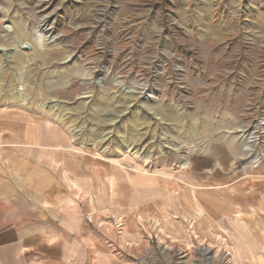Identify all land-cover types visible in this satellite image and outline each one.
<instances>
[{
	"label": "rangeland",
	"instance_id": "obj_1",
	"mask_svg": "<svg viewBox=\"0 0 264 264\" xmlns=\"http://www.w3.org/2000/svg\"><path fill=\"white\" fill-rule=\"evenodd\" d=\"M28 127L50 137L33 170L65 152L94 175L95 195L59 186L113 253L128 233L133 264H264L239 247L257 219L227 207L264 196V0H0V152ZM132 184L162 188L97 207Z\"/></svg>",
	"mask_w": 264,
	"mask_h": 264
},
{
	"label": "crops",
	"instance_id": "obj_2",
	"mask_svg": "<svg viewBox=\"0 0 264 264\" xmlns=\"http://www.w3.org/2000/svg\"><path fill=\"white\" fill-rule=\"evenodd\" d=\"M45 132L42 127H28L22 137L11 139L12 141L9 139L7 142L22 145L17 148L18 152L15 151L16 148L0 152V264H133V257L128 258L127 255L131 252L127 251L125 244H132L138 238L127 233L121 236L120 242L112 239L110 247L112 245L121 247L120 254L113 253L109 245L102 242L101 234H95L85 226L84 216L79 211L81 206L85 205L79 201L75 205L65 200L64 190L59 186L60 177L64 175L71 177L75 193L83 190L87 191L88 195L91 193L95 195L96 180L89 170L83 171L79 166L76 167L69 162L64 165L68 156H75L73 153L54 152V159L63 162L50 173L46 168L33 170V148L50 144V137ZM40 158H44L42 154ZM1 160H7V164ZM205 176L206 179L209 178L207 173L199 178ZM253 177L255 181L264 185V165ZM232 178L227 184L209 186L233 187L239 182L240 177ZM243 183L246 185L247 181ZM206 185L204 188H207ZM240 185L235 187L239 188ZM82 187L85 190L81 189ZM125 188V192L121 191L118 196L97 199L95 201L97 207L105 209L112 208L114 204L116 207L128 204L133 208L145 201L153 200V192L162 187L132 184L129 189L126 186ZM260 192L264 194V188ZM145 193H148V196ZM227 207L233 208L230 212L231 219H234V215L237 217L239 213L255 217L264 237V196L256 202H249L246 199L232 200ZM244 229L246 230L245 227ZM246 232L241 239L260 237L249 228ZM263 241L261 240L259 247L245 243L239 247L240 250L245 248L250 256L256 253L263 255L264 253L260 254L264 252ZM257 248L260 251H256Z\"/></svg>",
	"mask_w": 264,
	"mask_h": 264
},
{
	"label": "bare ground",
	"instance_id": "obj_3",
	"mask_svg": "<svg viewBox=\"0 0 264 264\" xmlns=\"http://www.w3.org/2000/svg\"><path fill=\"white\" fill-rule=\"evenodd\" d=\"M15 25V24H14ZM5 29H7V31H10L11 29H13L14 30V28H13V25H6V28ZM38 35L37 36H35L34 38H35V40H38V41H40V43L42 44V43H44L45 41L43 40V35L42 34H40V33H37ZM20 43V42H19ZM40 44V45H41ZM18 46H20V47H24V44H21V45H18ZM20 49V48H19ZM22 55V54H21ZM32 58V57H31ZM22 78V77H21ZM21 78H19V79H21ZM23 93V92H22ZM247 148V147H246ZM127 149L128 150H132V152H137V150H134V146H132L131 144L130 145H128L127 146ZM121 150H124V149H121ZM127 151V150H126ZM188 164V162L186 163V165Z\"/></svg>",
	"mask_w": 264,
	"mask_h": 264
}]
</instances>
